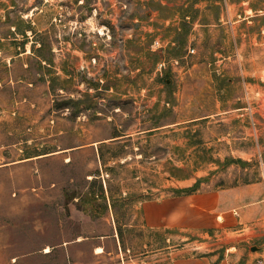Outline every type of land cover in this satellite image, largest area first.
<instances>
[{"label":"rangeland","instance_id":"obj_1","mask_svg":"<svg viewBox=\"0 0 264 264\" xmlns=\"http://www.w3.org/2000/svg\"><path fill=\"white\" fill-rule=\"evenodd\" d=\"M262 196L264 0H0V264H245Z\"/></svg>","mask_w":264,"mask_h":264},{"label":"crops","instance_id":"obj_2","mask_svg":"<svg viewBox=\"0 0 264 264\" xmlns=\"http://www.w3.org/2000/svg\"><path fill=\"white\" fill-rule=\"evenodd\" d=\"M252 187H254V186L247 185L245 188L249 189ZM231 190H232V191H230L231 193H238V192H240L241 189H240V187H234ZM230 211L233 212L234 216L239 217L238 219L241 221L239 224L247 225V223H243V222L244 221L245 222L250 221L253 218L252 216L258 215L259 212L264 211V196H262L256 200H253L251 198H249L246 201L244 200V201H242L241 204H237ZM249 248L250 249L253 248L252 245H250ZM234 249L236 250L235 252H237L238 254H241L239 252L240 248L237 249L234 247ZM260 258L264 259V250H261V249H260V251H255V252L248 254L246 261H245V264H255V261L257 259H260ZM205 260H207L205 262H207L208 264H238L237 260H232V259L229 260L227 258L221 259L220 261H217V262L214 261V259L205 258Z\"/></svg>","mask_w":264,"mask_h":264},{"label":"built area","instance_id":"obj_3","mask_svg":"<svg viewBox=\"0 0 264 264\" xmlns=\"http://www.w3.org/2000/svg\"><path fill=\"white\" fill-rule=\"evenodd\" d=\"M255 264H264V259L260 258L255 261Z\"/></svg>","mask_w":264,"mask_h":264},{"label":"bare ground","instance_id":"obj_4","mask_svg":"<svg viewBox=\"0 0 264 264\" xmlns=\"http://www.w3.org/2000/svg\"><path fill=\"white\" fill-rule=\"evenodd\" d=\"M96 250H97L98 253L102 252V248L101 247H98ZM45 252H48V249H46Z\"/></svg>","mask_w":264,"mask_h":264},{"label":"water","instance_id":"obj_5","mask_svg":"<svg viewBox=\"0 0 264 264\" xmlns=\"http://www.w3.org/2000/svg\"><path fill=\"white\" fill-rule=\"evenodd\" d=\"M252 250H256V248H252Z\"/></svg>","mask_w":264,"mask_h":264}]
</instances>
